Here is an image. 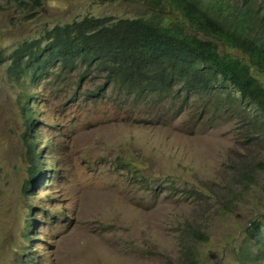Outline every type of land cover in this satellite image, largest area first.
Returning <instances> with one entry per match:
<instances>
[{"label": "rangeland", "instance_id": "374dc122", "mask_svg": "<svg viewBox=\"0 0 264 264\" xmlns=\"http://www.w3.org/2000/svg\"><path fill=\"white\" fill-rule=\"evenodd\" d=\"M42 1L30 12L21 0H0L5 55L86 16L162 24L178 17L170 6L148 0ZM237 1L259 6L264 18V0ZM7 66L0 67V264H239L250 222L260 216L264 224V171L243 199L229 194L242 189L234 184L240 164L264 165V150L247 140L239 118L227 122L225 113L204 125L209 115L201 116L196 100L173 122L137 123L152 115L122 108L112 91L102 100L83 96L104 84V75L91 80L93 73L82 88L67 77L34 86L27 78L11 80ZM253 73L264 82L263 73ZM29 94L44 172L26 193ZM194 230L209 242L195 240Z\"/></svg>", "mask_w": 264, "mask_h": 264}, {"label": "trees", "instance_id": "16d2710c", "mask_svg": "<svg viewBox=\"0 0 264 264\" xmlns=\"http://www.w3.org/2000/svg\"><path fill=\"white\" fill-rule=\"evenodd\" d=\"M148 1L177 11V22L86 16L47 29L39 38L19 44L9 55L0 51V67L8 64L11 80L27 78L34 86L67 77L82 88L93 73L96 77L91 80L104 75L105 83L84 91L83 96L102 100L112 91L113 100L124 104L122 108L129 105L143 116L152 115V119L137 123L154 124V119L165 118L173 122L197 100L202 104L201 116L209 115L204 125L225 113L227 122L237 117L245 125L247 140L264 150V82L253 73L256 69L264 74V37L258 36L264 18L259 6L242 5L237 0ZM21 3L30 12L43 5L42 0ZM4 12L0 2V19ZM216 41L225 47L224 52ZM32 99V94L26 95L23 107V140L30 162L26 193L44 172L33 135L36 119L30 109ZM129 166L121 163L123 169ZM263 171L260 162L240 164L234 172V184L242 189L238 193L229 189V194L243 199V193L253 189ZM263 225L260 216L250 222L248 239L238 250L239 264H263ZM192 236L209 242L198 230L192 231Z\"/></svg>", "mask_w": 264, "mask_h": 264}]
</instances>
